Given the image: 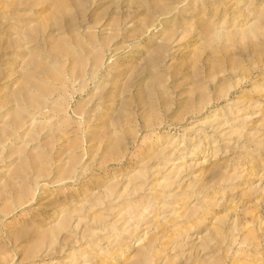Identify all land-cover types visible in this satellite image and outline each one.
<instances>
[{
    "label": "rangeland",
    "instance_id": "rangeland-1",
    "mask_svg": "<svg viewBox=\"0 0 264 264\" xmlns=\"http://www.w3.org/2000/svg\"><path fill=\"white\" fill-rule=\"evenodd\" d=\"M0 264H264V0H0Z\"/></svg>",
    "mask_w": 264,
    "mask_h": 264
},
{
    "label": "bare ground",
    "instance_id": "bare-ground-1",
    "mask_svg": "<svg viewBox=\"0 0 264 264\" xmlns=\"http://www.w3.org/2000/svg\"><path fill=\"white\" fill-rule=\"evenodd\" d=\"M154 28H155V27L151 28V31L154 30ZM112 57H113V56H111L110 58H112ZM110 58H109V59H110ZM136 240H137V239H136Z\"/></svg>",
    "mask_w": 264,
    "mask_h": 264
}]
</instances>
